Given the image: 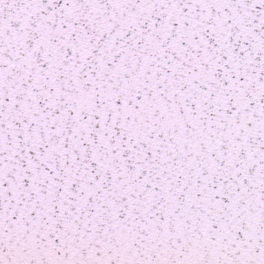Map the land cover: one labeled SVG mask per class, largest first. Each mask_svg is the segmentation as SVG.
I'll return each instance as SVG.
<instances>
[{
    "label": "snow or ice",
    "instance_id": "1",
    "mask_svg": "<svg viewBox=\"0 0 264 264\" xmlns=\"http://www.w3.org/2000/svg\"><path fill=\"white\" fill-rule=\"evenodd\" d=\"M0 264H264V0H0Z\"/></svg>",
    "mask_w": 264,
    "mask_h": 264
}]
</instances>
